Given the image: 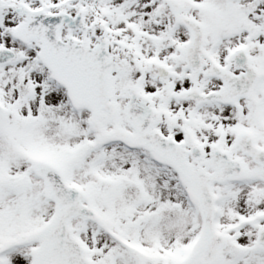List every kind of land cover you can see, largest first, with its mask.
<instances>
[{"label":"snow or ice","instance_id":"6c2138e0","mask_svg":"<svg viewBox=\"0 0 264 264\" xmlns=\"http://www.w3.org/2000/svg\"><path fill=\"white\" fill-rule=\"evenodd\" d=\"M0 264H264V0H0Z\"/></svg>","mask_w":264,"mask_h":264}]
</instances>
